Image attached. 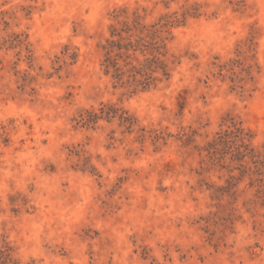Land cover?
Instances as JSON below:
<instances>
[{
	"label": "rangeland",
	"instance_id": "374dc122",
	"mask_svg": "<svg viewBox=\"0 0 264 264\" xmlns=\"http://www.w3.org/2000/svg\"><path fill=\"white\" fill-rule=\"evenodd\" d=\"M0 264H264V0H0Z\"/></svg>",
	"mask_w": 264,
	"mask_h": 264
},
{
	"label": "trees",
	"instance_id": "16d2710c",
	"mask_svg": "<svg viewBox=\"0 0 264 264\" xmlns=\"http://www.w3.org/2000/svg\"><path fill=\"white\" fill-rule=\"evenodd\" d=\"M142 31V30H140ZM125 32H130V29H126ZM120 36V34L117 33H113V36ZM132 35H130V37L128 38H121L119 37L118 40H111L107 43V53H106V59L105 62L107 63L106 68L108 69L109 66L114 68L115 71V78L121 80L122 77L125 75V71L123 69V67H127V66H131V69L129 70L130 72H133L132 76V83L131 85L134 86V89L136 90L138 86H141V90L144 91L146 89H148L150 87V85L153 84V81H155L156 79L152 77V74L155 73L158 69H161L163 72V75H167L166 71H165V65H163V63L159 60L158 57H156L157 55H154V49L153 47H151V53L150 55H152V59H146L148 66H142V68L137 69L136 66L133 65L132 61L137 60V59H133V54L130 53V51L132 50L133 52L140 50L142 53L146 52L147 50H149L148 46L146 47V45H141L142 48L139 49L138 45L137 46L132 44L131 41ZM122 40L126 41V44H122ZM145 46V47H144ZM134 48V49H133ZM115 50H117L118 52L116 54H114V58H111L109 55L111 53H113ZM124 50V51H123ZM158 51V48H155V51ZM159 54V53H158ZM124 60L127 61L123 67L118 65V60L123 58ZM148 70V71H147ZM143 72V73H142ZM137 75H141L144 78L141 79H137L136 76ZM118 117L124 124H128L130 127L132 125V119L127 115V112L119 109V108H113L111 106H106L103 105L100 108L99 113L93 112V111H86V116L81 118V121L88 125L90 123H95L96 120L101 119V118H114V117Z\"/></svg>",
	"mask_w": 264,
	"mask_h": 264
}]
</instances>
